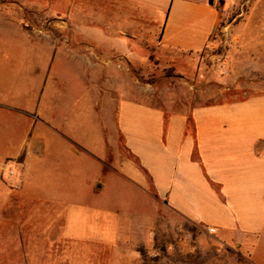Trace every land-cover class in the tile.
<instances>
[{
	"label": "crops",
	"instance_id": "obj_1",
	"mask_svg": "<svg viewBox=\"0 0 264 264\" xmlns=\"http://www.w3.org/2000/svg\"><path fill=\"white\" fill-rule=\"evenodd\" d=\"M101 4L111 44L106 54L122 60L149 48L161 56L199 61L212 47L221 20L212 0ZM252 35L239 33L236 39L244 42ZM96 54L95 48L82 46L0 47V165L5 159L19 168L29 159L42 168L50 151L63 150L74 158L72 179H67L72 186L65 191L61 186L64 200L99 199L98 209L112 216L119 215L111 206L114 199H135L134 206L150 213L163 206L178 223L211 229L222 245H233L252 264H264V95L218 102L200 94L204 104L161 107L154 89L149 94L137 80L125 78L102 83L104 97L98 99ZM65 64L88 65L87 103H80V88L66 77ZM231 66L235 69L233 61ZM203 67L193 70L203 72ZM50 130L61 144L49 141ZM0 185L15 205L39 202L48 221L55 209L51 217L59 216L65 234L69 212L62 210L61 197L1 178ZM136 219L144 221L143 215ZM86 237L90 243L97 236Z\"/></svg>",
	"mask_w": 264,
	"mask_h": 264
},
{
	"label": "rangeland",
	"instance_id": "obj_2",
	"mask_svg": "<svg viewBox=\"0 0 264 264\" xmlns=\"http://www.w3.org/2000/svg\"><path fill=\"white\" fill-rule=\"evenodd\" d=\"M102 2L0 0V47L95 48L96 61H100L95 70L98 99L104 97L100 90L102 83L125 78L137 80L149 94L155 90L154 101L161 107L176 103L204 104L206 101L200 102L197 97L200 94H207L218 102L264 95V0L214 3L221 20L212 47L203 58L192 62L161 56L149 48L134 54V59L122 60L119 54H106L111 44L105 37ZM239 33L253 35L240 42L236 39ZM200 62L203 72L193 70ZM87 67L64 65L66 77L80 88L81 104L88 102L84 99L90 78ZM231 71L237 75L232 76ZM203 81L204 85L200 86ZM49 135V141L55 145L63 141L51 130ZM73 159L58 149L48 153L42 168L35 160L22 159L26 165L19 168L9 165L5 159L1 161V179L8 184H27L35 192L42 189L49 197H61L65 203L62 210L66 209L69 215L63 221L64 234L59 229L63 227L59 216L51 217L55 209L48 221L39 202L33 201L28 207L15 205V201L5 198L6 190L0 187V264H252L244 253L233 245H222L208 230L178 223L163 206L150 213L146 207L142 210L134 206L135 199H114L111 206L119 210V215L112 216L110 211L98 209L99 199L65 197L64 200L62 191L72 186V181L67 179H72ZM34 169L37 175L32 178L30 171ZM58 178L61 182H57ZM102 202H107L106 198ZM137 210L143 215V222H137ZM116 225L119 227L115 228ZM89 233L96 234L95 242L85 243ZM64 235L79 242L64 239Z\"/></svg>",
	"mask_w": 264,
	"mask_h": 264
},
{
	"label": "built area",
	"instance_id": "obj_3",
	"mask_svg": "<svg viewBox=\"0 0 264 264\" xmlns=\"http://www.w3.org/2000/svg\"><path fill=\"white\" fill-rule=\"evenodd\" d=\"M213 3H216V4L219 5L220 4V0H213ZM208 232L211 233V234H213L214 231L211 230V229H208Z\"/></svg>",
	"mask_w": 264,
	"mask_h": 264
}]
</instances>
